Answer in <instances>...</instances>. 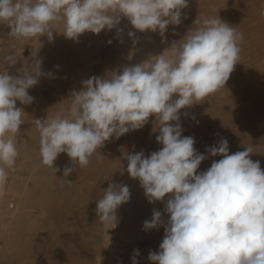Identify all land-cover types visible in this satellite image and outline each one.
Listing matches in <instances>:
<instances>
[{"label": "clouds", "instance_id": "obj_1", "mask_svg": "<svg viewBox=\"0 0 264 264\" xmlns=\"http://www.w3.org/2000/svg\"><path fill=\"white\" fill-rule=\"evenodd\" d=\"M187 7L188 0H0V23L22 42L41 36L52 41L54 24H62L61 34L77 42L88 32L116 29L119 34L122 18L138 32L164 37L169 25L182 23L181 10ZM194 25L199 26L161 54L84 80L81 89L66 98L67 107L34 119L41 162L57 173L60 168L54 162L66 153L72 164L63 169L66 178L75 171L73 165L87 167L105 142L139 130L155 117L152 131H158L156 142L162 147L147 156L143 150L126 152L127 167L121 171L139 181L150 204L164 202L167 220L153 209L151 219L143 224L145 231L164 228L159 251H149L148 260L151 264H264V170L250 158L254 145L229 154V142L222 139L206 147L207 154L198 153L194 137L183 136L180 123L182 109L225 86L239 60L243 33L219 16L196 19ZM128 36L135 37V32ZM36 57L37 51L24 71L13 75L9 68L17 61L8 55L4 58L8 68L0 71V184L20 154L17 135L25 111L17 101L32 104L28 90L43 75L42 61ZM209 155L222 158L198 172ZM130 198L125 184L109 183L103 189L96 214L107 230L118 226L117 209ZM139 255L134 249L132 264H138Z\"/></svg>", "mask_w": 264, "mask_h": 264}, {"label": "bare ground", "instance_id": "obj_2", "mask_svg": "<svg viewBox=\"0 0 264 264\" xmlns=\"http://www.w3.org/2000/svg\"><path fill=\"white\" fill-rule=\"evenodd\" d=\"M181 11L182 23L169 25L164 37L138 32L122 18L119 34L116 29L88 32L77 42L61 34L62 24H54L52 41L41 36L22 42L0 23V71L8 68L4 58L13 55L17 63L9 72L19 75L37 51L43 73L38 85L28 90L33 103L17 101L25 111V123L17 135L20 154L0 184V264H132L134 249L140 252L138 264H151L149 251H159L164 228L145 231L143 224L151 219L153 209L167 220L164 202L150 204L139 181L121 171L127 167L126 152L143 150L147 156L162 147L156 142L158 131H152L155 117L143 128L105 142L87 167L73 165L75 171L66 178L64 167H72L66 153L54 162L60 168L57 173L42 164L34 119L67 107L66 98L72 90L79 91L84 80L161 54L190 28L198 27L196 19L219 16L243 33V40L225 86L181 110L182 135L194 137V148L204 154L206 147L222 139L229 142V154L254 145L250 158L264 170V0H188ZM130 31L135 37L128 36ZM221 158L209 155L197 171L207 170ZM109 183L127 185L131 198L117 209L118 226L107 230L98 220L96 201Z\"/></svg>", "mask_w": 264, "mask_h": 264}]
</instances>
